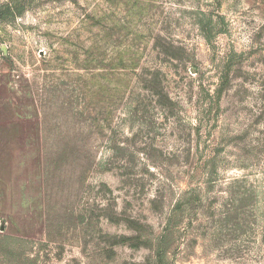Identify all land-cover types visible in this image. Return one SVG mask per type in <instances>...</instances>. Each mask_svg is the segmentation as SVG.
I'll return each instance as SVG.
<instances>
[{"label": "rangeland", "instance_id": "374dc122", "mask_svg": "<svg viewBox=\"0 0 264 264\" xmlns=\"http://www.w3.org/2000/svg\"><path fill=\"white\" fill-rule=\"evenodd\" d=\"M0 264H264V0H0Z\"/></svg>", "mask_w": 264, "mask_h": 264}]
</instances>
